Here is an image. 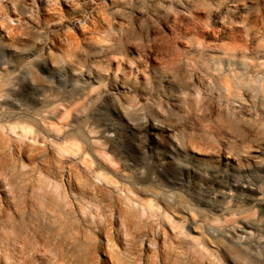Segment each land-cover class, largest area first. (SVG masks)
<instances>
[{
	"label": "rangeland",
	"instance_id": "1",
	"mask_svg": "<svg viewBox=\"0 0 264 264\" xmlns=\"http://www.w3.org/2000/svg\"><path fill=\"white\" fill-rule=\"evenodd\" d=\"M37 4L43 24L51 14ZM60 6L71 11L65 0ZM32 11V0L0 7V264H264V250L245 239L255 229L225 224L240 209L264 216L260 121L238 113L246 123L217 144L187 129L180 139L188 160L174 163L164 148L163 166H130L94 126L87 81L66 86L16 51L31 42ZM216 27L215 42L230 44L231 29ZM224 84L231 86L227 76ZM207 160L219 174L198 167ZM229 238L246 259L227 247Z\"/></svg>",
	"mask_w": 264,
	"mask_h": 264
},
{
	"label": "clouds",
	"instance_id": "2",
	"mask_svg": "<svg viewBox=\"0 0 264 264\" xmlns=\"http://www.w3.org/2000/svg\"><path fill=\"white\" fill-rule=\"evenodd\" d=\"M6 2L0 0V7ZM42 2L51 15L41 24L32 0L36 27H28L31 42L21 41L16 51L27 52L28 64H43L66 86L87 81L96 104L94 126L130 166H163L164 148L172 162L188 160L182 132L197 130L217 144V136L224 139L220 133L246 123L238 113L260 121L264 141V0H65L68 15L61 0ZM217 22L231 29L230 44L215 42ZM10 80L4 78L5 88ZM233 146L239 149L235 141ZM198 167L219 174L212 160ZM225 224H248L255 230L245 239L264 250V216L257 219L255 209H240Z\"/></svg>",
	"mask_w": 264,
	"mask_h": 264
},
{
	"label": "bare ground",
	"instance_id": "3",
	"mask_svg": "<svg viewBox=\"0 0 264 264\" xmlns=\"http://www.w3.org/2000/svg\"><path fill=\"white\" fill-rule=\"evenodd\" d=\"M24 130H25V128H24ZM27 131V130H26ZM28 132V131H27ZM26 134V133H25ZM144 192V191H143ZM228 238V237H227ZM234 239V238H233ZM233 239H231V238H229L228 239V243H227V247L228 248H234L235 249V252H237V254H238V256L240 255V257H245V259H246V255L247 254H245L244 253V251H246V253L248 252L246 249H245V247H243L242 245H240V247L239 248H236V247H233L232 246V244H234L235 243V239L233 240ZM219 244V243H218ZM237 245V244H236ZM237 246H239V245H237ZM221 247V246H220ZM222 248V247H221ZM227 250V249H226ZM224 251H225V249H224ZM231 251H232V249H231ZM230 254V253H229Z\"/></svg>",
	"mask_w": 264,
	"mask_h": 264
}]
</instances>
